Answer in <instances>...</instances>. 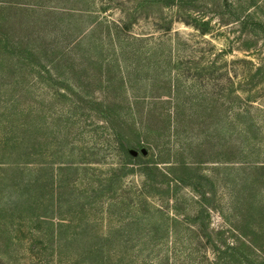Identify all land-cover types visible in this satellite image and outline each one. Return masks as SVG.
Returning <instances> with one entry per match:
<instances>
[{
    "label": "rangeland",
    "instance_id": "1",
    "mask_svg": "<svg viewBox=\"0 0 264 264\" xmlns=\"http://www.w3.org/2000/svg\"><path fill=\"white\" fill-rule=\"evenodd\" d=\"M164 1L0 0V264H264L261 0Z\"/></svg>",
    "mask_w": 264,
    "mask_h": 264
},
{
    "label": "trees",
    "instance_id": "2",
    "mask_svg": "<svg viewBox=\"0 0 264 264\" xmlns=\"http://www.w3.org/2000/svg\"><path fill=\"white\" fill-rule=\"evenodd\" d=\"M223 2H225V4L227 3V0H222ZM162 2V1H161ZM174 2H177V5H176V7H177V10H179L180 11V9L182 8L181 6H180V3H181V0H165L164 1V4H165V6H175L174 4ZM172 3V4H171ZM171 4V5H170ZM230 4L232 5H234V4H236L238 7H240V5H242V2L240 1V0H230ZM261 4H262V7L264 8V0H261ZM230 5V6H231ZM250 6H252V3L250 4ZM245 20V18H243V21ZM187 24H189V25H191V26H193L195 29H198L199 28V26H202V27H200V31H201V33L204 35V34H206L207 32H208V26H209V24L206 22V20H201V23H200V21H198L197 20V18H194L193 20H189V23H187ZM260 25L262 26V28H264V24L263 23H260ZM210 30V29H209ZM252 65V64H251ZM252 67H253V69H254V72L256 73V75H260V74H264V65H261V66H255V65H252ZM248 72H252V71H249L248 70Z\"/></svg>",
    "mask_w": 264,
    "mask_h": 264
}]
</instances>
